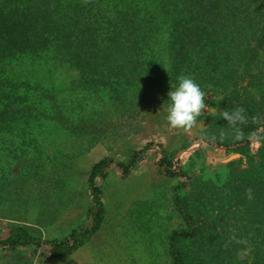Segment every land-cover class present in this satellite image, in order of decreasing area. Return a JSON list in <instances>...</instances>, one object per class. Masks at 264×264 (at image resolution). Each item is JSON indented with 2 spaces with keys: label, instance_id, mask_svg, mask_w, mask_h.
<instances>
[{
  "label": "trees",
  "instance_id": "trees-1",
  "mask_svg": "<svg viewBox=\"0 0 264 264\" xmlns=\"http://www.w3.org/2000/svg\"><path fill=\"white\" fill-rule=\"evenodd\" d=\"M180 75L213 94L203 144L239 157L217 165L220 177L205 162L192 176L176 158L192 142L160 147L157 174L186 177L173 186L182 224L165 237L169 264H264V0H0V207L22 205L23 192L45 181L67 193L71 167L51 156L87 151L118 115L148 110L141 116L157 123L149 107L167 105ZM237 107L247 120L233 127L222 113ZM151 145L88 168L86 223L50 239L4 223L0 246L66 260L105 221L99 179L113 162L127 176ZM197 156L206 158L201 145L187 158Z\"/></svg>",
  "mask_w": 264,
  "mask_h": 264
},
{
  "label": "rangeland",
  "instance_id": "rangeland-1",
  "mask_svg": "<svg viewBox=\"0 0 264 264\" xmlns=\"http://www.w3.org/2000/svg\"><path fill=\"white\" fill-rule=\"evenodd\" d=\"M205 93L208 106L204 113L214 109L211 105L213 94ZM149 109L153 116L159 117L157 123L152 122V117L141 116L148 115V110L139 114L141 119L117 114L111 122L100 126L102 130L99 129L97 140L87 151L80 154L75 151L76 155L71 158H64L59 152L51 156L55 158V163L62 162L66 167H71L67 193L58 184L45 181L30 185L23 192L22 205L11 206L6 203L7 206L0 207V238L5 237L7 231L2 225L8 222L24 224L32 234L43 239L63 238L73 228L87 221L85 211L90 203L86 185L88 168L103 156H110L114 161H127L129 147L142 148L147 142H152L150 148L133 164L127 176H122L121 169L113 162L107 177L99 179L106 211L105 221L96 234L66 260L47 262L40 258L32 246L16 250L0 246V264L170 263L165 237L171 229L182 224L173 205V186L185 181L186 177L168 178L157 174L155 164L160 155V147L175 150L184 143L192 142L186 149L176 153L184 170L192 176L202 173L198 165L205 162L208 169L212 170L211 176L220 177L216 172L217 165L239 155H226L221 149L203 144L201 133L206 125L204 117H199L191 129L172 128L166 120L167 105L161 98H156ZM83 137L82 143L88 136ZM199 145L205 150L206 158L197 156L189 160L187 156ZM258 146L254 142L251 151H255ZM60 175L54 171L51 178L59 179ZM149 207L151 209H147Z\"/></svg>",
  "mask_w": 264,
  "mask_h": 264
},
{
  "label": "clouds",
  "instance_id": "clouds-1",
  "mask_svg": "<svg viewBox=\"0 0 264 264\" xmlns=\"http://www.w3.org/2000/svg\"><path fill=\"white\" fill-rule=\"evenodd\" d=\"M174 90L168 92L166 120L172 128L191 129L207 108L206 93L201 85L190 75H180ZM222 118L233 127L243 125L246 120V110L237 107L231 111L225 110ZM246 194L252 198V189L248 188Z\"/></svg>",
  "mask_w": 264,
  "mask_h": 264
},
{
  "label": "crops",
  "instance_id": "crops-1",
  "mask_svg": "<svg viewBox=\"0 0 264 264\" xmlns=\"http://www.w3.org/2000/svg\"><path fill=\"white\" fill-rule=\"evenodd\" d=\"M5 248V247H4ZM8 249V248H7Z\"/></svg>",
  "mask_w": 264,
  "mask_h": 264
}]
</instances>
